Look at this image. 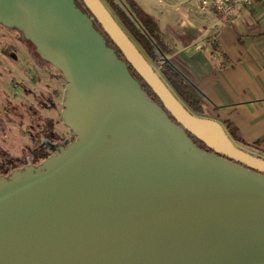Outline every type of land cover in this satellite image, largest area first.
<instances>
[{
    "label": "water",
    "instance_id": "obj_1",
    "mask_svg": "<svg viewBox=\"0 0 264 264\" xmlns=\"http://www.w3.org/2000/svg\"><path fill=\"white\" fill-rule=\"evenodd\" d=\"M80 1L91 17L75 0H0V26L64 79L74 137L0 176V264H264V159L192 115L100 0Z\"/></svg>",
    "mask_w": 264,
    "mask_h": 264
},
{
    "label": "crops",
    "instance_id": "obj_2",
    "mask_svg": "<svg viewBox=\"0 0 264 264\" xmlns=\"http://www.w3.org/2000/svg\"><path fill=\"white\" fill-rule=\"evenodd\" d=\"M201 1L159 0L160 21L143 11L205 101L206 118L219 122L236 147L264 159V4L238 5L225 22Z\"/></svg>",
    "mask_w": 264,
    "mask_h": 264
},
{
    "label": "rangeland",
    "instance_id": "obj_3",
    "mask_svg": "<svg viewBox=\"0 0 264 264\" xmlns=\"http://www.w3.org/2000/svg\"><path fill=\"white\" fill-rule=\"evenodd\" d=\"M134 1L159 20V0ZM100 2L106 7V0ZM26 43L17 31L0 27V150L27 162L34 151V141L41 140L47 131L60 138L72 136L60 119L66 83L48 65L42 64V68L54 76L43 71L36 63L40 60L33 59L34 48ZM50 139L57 142L54 135Z\"/></svg>",
    "mask_w": 264,
    "mask_h": 264
},
{
    "label": "trees",
    "instance_id": "obj_4",
    "mask_svg": "<svg viewBox=\"0 0 264 264\" xmlns=\"http://www.w3.org/2000/svg\"><path fill=\"white\" fill-rule=\"evenodd\" d=\"M75 2L82 11L90 16L89 12L80 0H75ZM106 8L130 40L136 45L138 50L143 54L145 59L151 65L155 66L158 71V75L168 86L174 96L192 115L206 118L205 101L202 99L199 91L194 87V85L191 84L171 62V52L167 45L163 43L161 34L154 20L141 8H139L133 0H106ZM93 23L95 28L106 38L107 45L115 48L110 39L103 33L99 24L96 21H93ZM116 53L120 58H122L121 53L117 49ZM129 70L133 77L140 82L146 95L151 100L161 105L158 98L136 74V72L131 67H129ZM189 137L197 147L204 151H208L200 141L196 140L191 135H189ZM256 144L254 143L252 146H256ZM39 156L43 158L46 157L47 154H36V162H38L41 158ZM26 163L27 162L25 160L23 161L21 159L11 157L4 151L0 150V176H7L13 170L20 169V167Z\"/></svg>",
    "mask_w": 264,
    "mask_h": 264
},
{
    "label": "flooded vegetation",
    "instance_id": "obj_5",
    "mask_svg": "<svg viewBox=\"0 0 264 264\" xmlns=\"http://www.w3.org/2000/svg\"><path fill=\"white\" fill-rule=\"evenodd\" d=\"M0 27H2V26H0ZM3 28V27H2ZM27 45H29L30 46V44L29 43H26ZM33 59H35V60H37L38 61V56H34L33 57ZM40 60V59H39ZM37 64H38V66L40 67V68H42V64L43 65H48L50 68H52V69H54L53 67H51L49 64H47V63H45V62H43L42 60H40L39 61V63L38 62H36ZM42 70L43 71H45L46 73H49V75L50 74H52V76H54V74L51 72V71H46V70H44V68H42ZM55 70V69H54ZM55 71H57V70H55ZM58 72V71H57ZM61 79H62V76H61ZM53 106V105H52ZM51 106V107H52ZM48 133H45V136H43V138L40 140V139H37V140H35L34 141V143H35V147H34V151L31 153V156H30V158H29V160L27 161V163L25 164V165H23V167L24 166H27V165H33V166H38L39 164H40V162L43 160V159H45V158H47L48 156H51V155H53V154H55L56 153V149L59 147V146H62V145H64V144H66V143H68V142H71V141H73L74 140V137L72 136V134H71V139H69V138H67V137H64V136H62V138H60L58 135H56V133H53V132H50V131H47ZM55 136L57 139H56V141L57 142H52V141H50L49 142V140L48 139H50V137H52V136ZM59 138H58V137ZM40 140V141H39ZM51 140V139H50ZM36 154L37 155H43V154H47V156L46 157H41V156H39V157H41L40 159H39V161L38 162H36Z\"/></svg>",
    "mask_w": 264,
    "mask_h": 264
},
{
    "label": "built area",
    "instance_id": "obj_6",
    "mask_svg": "<svg viewBox=\"0 0 264 264\" xmlns=\"http://www.w3.org/2000/svg\"><path fill=\"white\" fill-rule=\"evenodd\" d=\"M255 4H264V0H203L201 8L210 7L225 22H231L235 7L238 5L250 8Z\"/></svg>",
    "mask_w": 264,
    "mask_h": 264
}]
</instances>
